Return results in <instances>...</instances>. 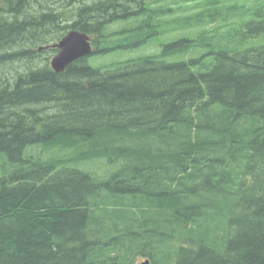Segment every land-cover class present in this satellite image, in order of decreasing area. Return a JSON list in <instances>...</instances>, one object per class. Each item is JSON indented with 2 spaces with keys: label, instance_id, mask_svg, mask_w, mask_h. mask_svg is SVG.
I'll list each match as a JSON object with an SVG mask.
<instances>
[{
  "label": "trees",
  "instance_id": "obj_1",
  "mask_svg": "<svg viewBox=\"0 0 264 264\" xmlns=\"http://www.w3.org/2000/svg\"><path fill=\"white\" fill-rule=\"evenodd\" d=\"M162 1L0 0V264H264V0Z\"/></svg>",
  "mask_w": 264,
  "mask_h": 264
},
{
  "label": "rangeland",
  "instance_id": "obj_2",
  "mask_svg": "<svg viewBox=\"0 0 264 264\" xmlns=\"http://www.w3.org/2000/svg\"><path fill=\"white\" fill-rule=\"evenodd\" d=\"M165 1V2H164ZM162 1V5L172 4V1H179L178 3L174 4L175 8H182L179 9L175 13V16H184L190 15L195 13L198 10L203 9L206 7V0H192V1H185V0H164ZM226 1V0H225ZM63 2V0H61ZM189 2V3H188ZM187 3V4H186ZM179 5V6H178ZM171 15L167 16L170 17ZM167 27V26H164ZM185 28L178 30L177 32L173 33H161L158 35L153 36L149 41L136 46V47H129V48H118L116 50H112L110 52L99 54L96 56H90L89 62L94 66H104V65H111L117 63H124L127 60L137 59L142 56H146L149 54L158 53L161 48L162 44L166 41H169L175 36H182L186 33ZM104 160H94V161H87L81 164V168L87 170H99L103 171L107 168V165H104ZM145 259L144 256H141L139 259V263Z\"/></svg>",
  "mask_w": 264,
  "mask_h": 264
},
{
  "label": "water",
  "instance_id": "obj_3",
  "mask_svg": "<svg viewBox=\"0 0 264 264\" xmlns=\"http://www.w3.org/2000/svg\"><path fill=\"white\" fill-rule=\"evenodd\" d=\"M54 47L59 51L52 57L51 66L57 72L64 71L72 62L93 52L90 35L77 29L70 30ZM140 264H151V261L148 258Z\"/></svg>",
  "mask_w": 264,
  "mask_h": 264
},
{
  "label": "bare ground",
  "instance_id": "obj_4",
  "mask_svg": "<svg viewBox=\"0 0 264 264\" xmlns=\"http://www.w3.org/2000/svg\"><path fill=\"white\" fill-rule=\"evenodd\" d=\"M90 40L92 41V36H90ZM52 46L54 47V44H53ZM42 48H43V47H42ZM53 56H54V55H53ZM53 56H52V57H53ZM52 57H51V58H52ZM50 60H51V59H50Z\"/></svg>",
  "mask_w": 264,
  "mask_h": 264
}]
</instances>
